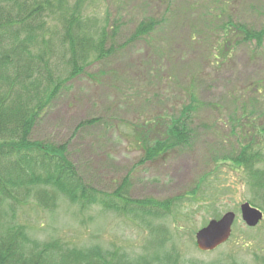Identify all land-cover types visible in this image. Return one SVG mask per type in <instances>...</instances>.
Masks as SVG:
<instances>
[{"label":"rangeland","instance_id":"1","mask_svg":"<svg viewBox=\"0 0 264 264\" xmlns=\"http://www.w3.org/2000/svg\"><path fill=\"white\" fill-rule=\"evenodd\" d=\"M85 14L98 26L110 18L118 34L106 57L50 102L33 139L67 144L78 172L97 189L113 192L128 179L133 200H178L208 175L200 191L218 200H199V194L198 200L177 201L171 214L159 220L169 229L165 250L177 264H264V219L249 227L241 217V204L252 196L245 176L216 162L236 150L244 134L250 139L264 127V40L244 41L236 27L262 30L264 0H88ZM148 18L161 25L130 41ZM193 94L201 105L189 124L192 144L141 163L145 144L160 139L167 126L155 122L178 114ZM242 114L248 118L245 124H232V115ZM256 141L264 145V135ZM229 211L237 215L231 238L215 250H199L196 232ZM0 215V231L10 220L25 225L36 240L101 246L131 259L151 254L156 237L134 216L97 205L82 209L63 195L53 209L32 200L13 212L2 205Z\"/></svg>","mask_w":264,"mask_h":264},{"label":"trees","instance_id":"2","mask_svg":"<svg viewBox=\"0 0 264 264\" xmlns=\"http://www.w3.org/2000/svg\"><path fill=\"white\" fill-rule=\"evenodd\" d=\"M87 1L0 0V207L6 205L13 212L34 200L53 209L63 195L73 204L80 203L82 209L97 205L147 223L156 234L151 240L153 251L131 259L119 252H105L101 246L77 248L59 239L40 241L30 236L25 225L6 220L0 231V264H177L165 250L169 229L159 220H165L182 198L198 200L201 194L199 200L215 197L217 201V195L200 191L208 175L178 200H133L128 179L113 192L97 189L82 178L67 144L32 137L50 102L87 67L103 60L108 44L118 34V26L111 27L110 18L98 26L85 14ZM159 25L156 18L141 21L130 41L149 36ZM236 27L243 32L244 41L261 44L264 40V27L260 31L244 24ZM200 105L193 94L178 114L155 122L167 126L160 139L145 144L140 162H155L190 146L194 136L189 124H194ZM231 119L232 124H245L248 118L242 114ZM259 134L263 137L264 127L250 139L244 134L238 148L216 162L245 176L252 194L249 202L264 212V145L256 141Z\"/></svg>","mask_w":264,"mask_h":264},{"label":"water","instance_id":"3","mask_svg":"<svg viewBox=\"0 0 264 264\" xmlns=\"http://www.w3.org/2000/svg\"><path fill=\"white\" fill-rule=\"evenodd\" d=\"M241 215L244 222L250 226H257L264 218V213L259 208L252 206L249 202L241 204ZM236 213L229 211L219 219H212L199 229L196 234L198 248L202 251H212L227 242L233 232Z\"/></svg>","mask_w":264,"mask_h":264}]
</instances>
